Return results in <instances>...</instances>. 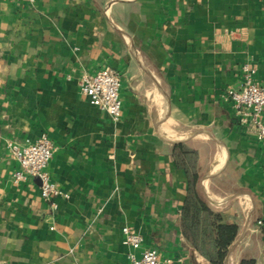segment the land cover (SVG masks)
I'll return each instance as SVG.
<instances>
[{
	"label": "crops",
	"instance_id": "obj_1",
	"mask_svg": "<svg viewBox=\"0 0 264 264\" xmlns=\"http://www.w3.org/2000/svg\"><path fill=\"white\" fill-rule=\"evenodd\" d=\"M246 63L264 84V0H0V264H128L124 226L166 264H208L180 227L178 142L239 224L227 264H264V139L223 97ZM104 67L123 76L117 121L78 84ZM42 134L68 195L55 210L38 178H14L8 147Z\"/></svg>",
	"mask_w": 264,
	"mask_h": 264
},
{
	"label": "built area",
	"instance_id": "obj_2",
	"mask_svg": "<svg viewBox=\"0 0 264 264\" xmlns=\"http://www.w3.org/2000/svg\"><path fill=\"white\" fill-rule=\"evenodd\" d=\"M34 4L36 0H26ZM243 79L238 88H228L223 97L238 110L239 121L243 125L254 128L258 138L264 139V84L254 79L255 69L248 63L242 67ZM123 76L119 71L108 67L101 68L95 74H83L79 81L80 91L89 101L106 111L114 120L122 117V99L120 89ZM8 147L18 164L14 178L18 181L28 177L38 178L41 182V194L50 203L53 210L58 205L55 198L68 197L51 179L48 172L49 164L54 154L52 140L42 134L36 140L26 139L24 143L14 140L8 142ZM257 225L264 228V218L257 220ZM122 243L129 248L128 264H166L169 260L161 257L160 252L143 248V237L130 226H124Z\"/></svg>",
	"mask_w": 264,
	"mask_h": 264
},
{
	"label": "trees",
	"instance_id": "obj_3",
	"mask_svg": "<svg viewBox=\"0 0 264 264\" xmlns=\"http://www.w3.org/2000/svg\"><path fill=\"white\" fill-rule=\"evenodd\" d=\"M173 156L187 177L181 231L208 264H227L230 249L239 234V224L227 221L222 212L213 209L202 192L199 151L186 142H178L174 144ZM238 264L257 263L250 254H243Z\"/></svg>",
	"mask_w": 264,
	"mask_h": 264
}]
</instances>
